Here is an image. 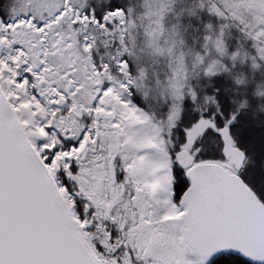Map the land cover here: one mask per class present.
Instances as JSON below:
<instances>
[{"label": "snow or ice", "instance_id": "1", "mask_svg": "<svg viewBox=\"0 0 264 264\" xmlns=\"http://www.w3.org/2000/svg\"><path fill=\"white\" fill-rule=\"evenodd\" d=\"M0 264H264V0H0Z\"/></svg>", "mask_w": 264, "mask_h": 264}]
</instances>
